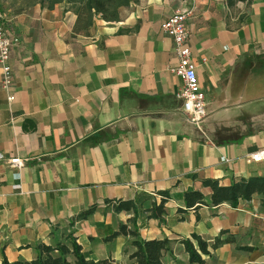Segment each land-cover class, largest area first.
Returning a JSON list of instances; mask_svg holds the SVG:
<instances>
[{
	"label": "crops",
	"instance_id": "obj_1",
	"mask_svg": "<svg viewBox=\"0 0 264 264\" xmlns=\"http://www.w3.org/2000/svg\"><path fill=\"white\" fill-rule=\"evenodd\" d=\"M187 3L207 101L200 127L183 111L161 28ZM77 7L0 0L14 77L4 90L0 66V263L33 259L39 244L71 245L70 233L97 264H135V237L111 236L134 217L142 239L171 241L162 264H200L183 243L198 248L194 234L207 241L205 264H264V195L185 204L189 190L210 198L205 180L264 176V0H132L118 19L95 14L89 24ZM160 191L169 193L162 220L149 210ZM118 199L135 200L137 212L115 210Z\"/></svg>",
	"mask_w": 264,
	"mask_h": 264
},
{
	"label": "trees",
	"instance_id": "obj_2",
	"mask_svg": "<svg viewBox=\"0 0 264 264\" xmlns=\"http://www.w3.org/2000/svg\"><path fill=\"white\" fill-rule=\"evenodd\" d=\"M49 2L62 1V0H48ZM69 2L77 4L78 16L86 17V24H89L91 19L95 14H100L105 20H115L119 18V10L128 5L132 0H67ZM89 19V20H88ZM205 184L210 186L212 189V194L208 199L205 194L199 190H189L185 193V204L187 207L190 206L198 208L204 204L219 205L220 202L227 201L233 206L237 205L239 198H250L253 194L258 193L264 195V176H254L248 178V180L242 179L238 181H233L232 184L222 185L217 180H205ZM163 197L159 204L154 203L151 210L150 216L163 219V214L165 213V201L169 197L167 191H160ZM117 203L114 205L115 210H131L133 209L137 212L138 205L133 199L116 200ZM96 207L92 206L82 213L78 214L73 218L82 219L87 218V216L95 211ZM133 223L132 227H129L128 223H122L113 235L124 234L135 237L133 243L135 245V251L132 253L131 257L134 259L135 264H162V256L165 250H169L171 241L168 238L161 239H142L138 235V226L135 218H131L129 223ZM67 237L70 239V244L59 241L56 245L50 244H39L37 246L38 255L29 260L15 259V261H9L4 259L0 264H97L92 259H87L84 253L81 251V245L77 242L76 237H72L69 233ZM194 237L198 241V248L195 247L194 243L190 239H184L183 243L185 249L190 254V261H195L200 264H205L202 254L209 253L207 248V241L202 240V238L196 234ZM228 240V239H225ZM224 242L222 238H217L214 246L220 245Z\"/></svg>",
	"mask_w": 264,
	"mask_h": 264
},
{
	"label": "built area",
	"instance_id": "obj_3",
	"mask_svg": "<svg viewBox=\"0 0 264 264\" xmlns=\"http://www.w3.org/2000/svg\"><path fill=\"white\" fill-rule=\"evenodd\" d=\"M187 1V0H185ZM195 6L191 3L177 8L173 14L164 20L161 24L164 32L171 36L174 43V50L177 57V63L171 67V71L182 78V90L179 97L183 101V111L189 119L200 127L206 117L207 101L205 94L199 86L198 74L191 57V48L189 45V29L187 28V20L194 13ZM4 14L0 8V66L1 87L9 91L13 84L12 65L10 63L12 40L6 32L4 26ZM10 100L14 99V94H10ZM255 161L262 160V152H255L250 155ZM11 166L21 168L24 160L20 157H11L8 160Z\"/></svg>",
	"mask_w": 264,
	"mask_h": 264
}]
</instances>
